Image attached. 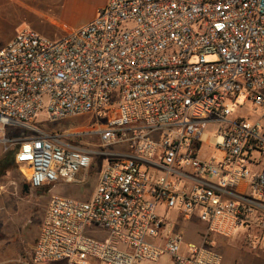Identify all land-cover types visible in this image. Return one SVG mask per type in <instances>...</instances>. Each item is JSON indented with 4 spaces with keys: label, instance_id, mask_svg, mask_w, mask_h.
<instances>
[{
    "label": "built area",
    "instance_id": "2783aa9c",
    "mask_svg": "<svg viewBox=\"0 0 264 264\" xmlns=\"http://www.w3.org/2000/svg\"><path fill=\"white\" fill-rule=\"evenodd\" d=\"M40 114L102 120L99 147L118 150L87 200L50 197L33 264H222L216 241L239 231L264 250V0H107L57 40L20 31L0 48V142L32 189L81 185L95 153ZM174 211L205 224L199 241L168 233Z\"/></svg>",
    "mask_w": 264,
    "mask_h": 264
},
{
    "label": "rangeland",
    "instance_id": "374dc122",
    "mask_svg": "<svg viewBox=\"0 0 264 264\" xmlns=\"http://www.w3.org/2000/svg\"><path fill=\"white\" fill-rule=\"evenodd\" d=\"M15 4L14 0H0V11L2 7L5 9V14L0 13V48L20 31L24 29L33 30L29 23L34 18L31 20L24 19L21 23L16 22L14 13L11 14L10 12L11 9H15ZM41 23L43 24V30L35 32L52 41L61 37V31L54 25L56 23L55 20H41ZM103 124L104 121H96L92 116L66 119L50 124L44 121V114H40L33 124L41 132L50 135L60 134L65 131L80 132L81 135L72 141L70 140V143L75 147L87 148L95 153L92 155V167L88 171L85 181L81 185H71V188H73L71 192H77L76 194H71L74 198L87 200L90 197L97 177L107 163V158L103 154L118 150V148L103 150L99 147V137L93 133V130ZM5 133L6 137L19 139L37 135L23 128H18L13 130V132L11 128H7ZM206 133L211 138L215 134V129H208ZM11 150L13 152L14 148ZM5 154L7 152L4 151V146L0 142V160ZM215 155L217 154L210 144L205 143L201 147L199 159L206 160ZM24 184L27 183L22 179L15 163L8 165L6 169L0 168V264H33V249L39 236L50 197L54 195L70 197L69 192H67L70 185L57 183L37 190L28 186V190L24 191ZM167 216L169 222L168 233L181 231L186 241H199L198 238L204 232L206 226L196 218V215H193L190 220L181 219L175 211L168 212ZM86 234L101 241L107 240L109 237L106 231L100 229L87 231ZM235 235V239L225 240L223 243L230 248L229 251L219 245L218 240L216 241L215 249L221 253L223 259L234 257L237 252H245L259 256L264 262V250L251 253L242 245L243 232L239 231ZM232 248L237 251L231 250ZM143 264H172V262L165 255L156 262H145Z\"/></svg>",
    "mask_w": 264,
    "mask_h": 264
},
{
    "label": "crops",
    "instance_id": "0c3cea01",
    "mask_svg": "<svg viewBox=\"0 0 264 264\" xmlns=\"http://www.w3.org/2000/svg\"><path fill=\"white\" fill-rule=\"evenodd\" d=\"M16 2L15 9H11V14L14 13L16 22H23L24 19L31 20L29 26L34 31H42L43 24L41 20H55L54 24L60 31L61 36L66 32L76 30L81 26L93 20L97 11L104 7L107 0H14ZM1 14H5V9L2 7ZM36 21V22H35ZM71 185L68 188L69 196L77 192H71ZM77 199V198H74ZM80 200V199H79ZM176 213V212H175ZM168 213L166 214L168 220ZM178 215V214H177ZM181 232V231H179ZM225 240H219V245L225 247L228 251L230 248L223 244ZM237 251L236 249H231ZM234 253V252H233ZM171 260V259H170ZM57 264V263H50ZM222 264H264L259 258L250 253L237 252L234 257L223 259Z\"/></svg>",
    "mask_w": 264,
    "mask_h": 264
},
{
    "label": "trees",
    "instance_id": "16d2710c",
    "mask_svg": "<svg viewBox=\"0 0 264 264\" xmlns=\"http://www.w3.org/2000/svg\"><path fill=\"white\" fill-rule=\"evenodd\" d=\"M14 163V153L12 150L7 151V154L3 156L0 160V168L6 169L8 165H12Z\"/></svg>",
    "mask_w": 264,
    "mask_h": 264
},
{
    "label": "water",
    "instance_id": "95a60500",
    "mask_svg": "<svg viewBox=\"0 0 264 264\" xmlns=\"http://www.w3.org/2000/svg\"><path fill=\"white\" fill-rule=\"evenodd\" d=\"M23 189H24V191H27L28 190V185L27 184H24L23 185Z\"/></svg>",
    "mask_w": 264,
    "mask_h": 264
}]
</instances>
